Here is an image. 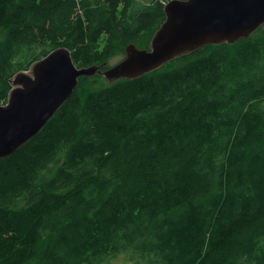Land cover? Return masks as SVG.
I'll return each mask as SVG.
<instances>
[{
	"label": "trees",
	"instance_id": "obj_1",
	"mask_svg": "<svg viewBox=\"0 0 264 264\" xmlns=\"http://www.w3.org/2000/svg\"><path fill=\"white\" fill-rule=\"evenodd\" d=\"M167 1L0 0V104L57 47L77 67L148 47ZM86 80L0 159V264H264V24Z\"/></svg>",
	"mask_w": 264,
	"mask_h": 264
},
{
	"label": "water",
	"instance_id": "obj_2",
	"mask_svg": "<svg viewBox=\"0 0 264 264\" xmlns=\"http://www.w3.org/2000/svg\"><path fill=\"white\" fill-rule=\"evenodd\" d=\"M164 14L147 48L129 43L125 57L102 72L110 82L140 77L206 45L234 44L249 37L264 24V0H169ZM29 71L14 76L16 86L0 104V159L44 127L72 95L79 77L101 70L99 65L75 66L70 51L57 47Z\"/></svg>",
	"mask_w": 264,
	"mask_h": 264
},
{
	"label": "rangeland",
	"instance_id": "obj_3",
	"mask_svg": "<svg viewBox=\"0 0 264 264\" xmlns=\"http://www.w3.org/2000/svg\"><path fill=\"white\" fill-rule=\"evenodd\" d=\"M254 33V32H253ZM252 33V34H253ZM3 38V33L0 32V40ZM144 39H140L138 40V42L136 43L138 46H135L139 49H144L142 47L145 46L144 44ZM141 46V47H140ZM147 48V47H145ZM125 57V48H124V52H118L114 55H112L111 57H109L103 64L99 65L100 66V72H95L92 75L86 76V82L84 83L85 86L89 89H93V88H98V87H102L105 85H108V83H111L103 74L102 72L110 67H112L113 65L117 64L120 60H122ZM25 73L30 74V71H26ZM108 264H132L130 262H128L125 259V256L120 255L115 259H112L108 262Z\"/></svg>",
	"mask_w": 264,
	"mask_h": 264
},
{
	"label": "bare ground",
	"instance_id": "obj_4",
	"mask_svg": "<svg viewBox=\"0 0 264 264\" xmlns=\"http://www.w3.org/2000/svg\"><path fill=\"white\" fill-rule=\"evenodd\" d=\"M13 79H14V77L12 78V80H13ZM12 80H11L12 88H15L16 84H14V83L12 82ZM19 87H21V88H22V85H21V84H19Z\"/></svg>",
	"mask_w": 264,
	"mask_h": 264
}]
</instances>
